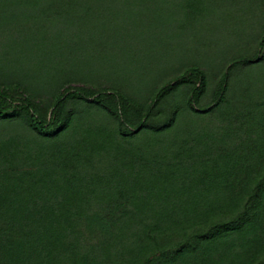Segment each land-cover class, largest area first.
<instances>
[{
  "label": "rangeland",
  "instance_id": "1",
  "mask_svg": "<svg viewBox=\"0 0 264 264\" xmlns=\"http://www.w3.org/2000/svg\"><path fill=\"white\" fill-rule=\"evenodd\" d=\"M263 37L264 0H0V264H264Z\"/></svg>",
  "mask_w": 264,
  "mask_h": 264
},
{
  "label": "trees",
  "instance_id": "2",
  "mask_svg": "<svg viewBox=\"0 0 264 264\" xmlns=\"http://www.w3.org/2000/svg\"><path fill=\"white\" fill-rule=\"evenodd\" d=\"M260 45L261 46L264 45V37L262 38ZM15 114L16 113H14V112L13 113H6V114L0 112V116H3V117H12ZM29 121H30L31 126L37 132H39L41 134H44L47 132V129H48L47 126L43 122H41L33 113L29 114Z\"/></svg>",
  "mask_w": 264,
  "mask_h": 264
}]
</instances>
